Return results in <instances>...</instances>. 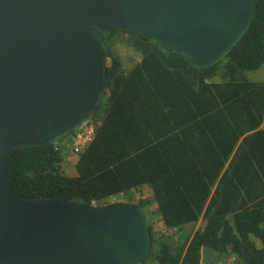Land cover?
<instances>
[{
    "label": "trees",
    "instance_id": "trees-1",
    "mask_svg": "<svg viewBox=\"0 0 264 264\" xmlns=\"http://www.w3.org/2000/svg\"><path fill=\"white\" fill-rule=\"evenodd\" d=\"M116 39L141 59L125 62ZM103 51L108 88L95 111L104 116L94 140L78 156L63 140L14 148L8 175L18 195L101 204L131 193L135 203L147 186L151 201L142 192L138 204L145 211L155 203L164 227L155 230L146 214L147 260L218 264L236 255L240 264H264V81L245 78L264 65V0L238 45L208 68L158 37L116 28ZM71 155L76 176L62 166ZM201 219L199 229L187 228Z\"/></svg>",
    "mask_w": 264,
    "mask_h": 264
},
{
    "label": "water",
    "instance_id": "water-1",
    "mask_svg": "<svg viewBox=\"0 0 264 264\" xmlns=\"http://www.w3.org/2000/svg\"><path fill=\"white\" fill-rule=\"evenodd\" d=\"M259 0H0V264H141L152 250L137 203L21 198L8 175L18 146L58 144L106 94L114 28L158 37L211 67L245 36Z\"/></svg>",
    "mask_w": 264,
    "mask_h": 264
},
{
    "label": "rangeland",
    "instance_id": "rangeland-1",
    "mask_svg": "<svg viewBox=\"0 0 264 264\" xmlns=\"http://www.w3.org/2000/svg\"><path fill=\"white\" fill-rule=\"evenodd\" d=\"M114 44L116 46V49L118 50L119 54L123 57V60L125 62H129L130 64H135L137 61H139L141 59V54L136 51L134 48L130 47L129 45H127L126 42H124V40L122 39H116L114 41ZM245 78L250 80V81H264V65L257 69V70H252V71H245ZM104 116V110H98L97 112L94 113V115L92 116V120H94L96 122V124L99 126L102 117ZM63 146H65L68 150L72 149L73 145L71 142V138L70 136L65 138L63 140ZM67 151V150H66ZM76 157H73V160L71 162H68L67 160L63 163V169H65V173H67L68 175L71 176H76L78 175V170L76 168ZM125 196H118V200H121L119 197L123 198V201L126 202H130L132 201L131 199V193H127L124 194ZM111 199L106 200V203L111 202ZM134 201H137V199H135ZM146 214L148 215V210L146 208ZM150 216V224L153 225H157L156 227H162V221L161 219H154V217H152V213L149 212ZM148 221V222H149ZM198 224V223H197ZM259 240V239H258ZM260 243L261 240H260ZM226 261L224 264H240V262L238 261V259H234V257L229 256V257H225ZM144 264H160L157 260L155 259H149L146 260V262Z\"/></svg>",
    "mask_w": 264,
    "mask_h": 264
},
{
    "label": "built area",
    "instance_id": "built-area-1",
    "mask_svg": "<svg viewBox=\"0 0 264 264\" xmlns=\"http://www.w3.org/2000/svg\"><path fill=\"white\" fill-rule=\"evenodd\" d=\"M97 124L94 120L91 118L86 122V124L80 128L77 132H75L71 137L72 142V149L71 154L73 156H78L79 153L83 152L87 146L94 140L96 133H97ZM69 156L67 160H71L73 156ZM118 196H125L124 193L115 195L111 198L112 201H123L121 197H119L121 200H118ZM111 201V202H112ZM96 204V203H95ZM153 225V224H152ZM157 225H153V228L155 230H161L164 229L163 224L162 227H156Z\"/></svg>",
    "mask_w": 264,
    "mask_h": 264
},
{
    "label": "crops",
    "instance_id": "crops-1",
    "mask_svg": "<svg viewBox=\"0 0 264 264\" xmlns=\"http://www.w3.org/2000/svg\"><path fill=\"white\" fill-rule=\"evenodd\" d=\"M142 192L145 193L144 200L151 201L152 193H151V191L149 190V188L147 186H144V187H142V190H140V191L137 192V195H136L137 201H135V203L138 204L141 201V197L143 195V194H141ZM147 210H148V215H149V212H150V213H152V217H154V219L160 220V216L157 213V205L155 203H152V204L147 205ZM203 224H204V220L201 219L198 222V224H196L195 226L189 225V226H187V228L188 229H192L194 227V231H195V230L199 229L200 227H202ZM256 241H257V243H258L259 246L262 245V243H260V240L256 239ZM206 256H207V254H206ZM232 256L234 257V259H238L236 255H232ZM219 260L220 261H218L219 262L218 264H224L225 261H226V258L221 257ZM206 261L207 262L209 261V263H217V256H216V254H210L209 256H207Z\"/></svg>",
    "mask_w": 264,
    "mask_h": 264
}]
</instances>
